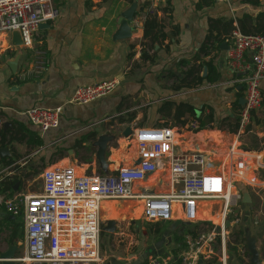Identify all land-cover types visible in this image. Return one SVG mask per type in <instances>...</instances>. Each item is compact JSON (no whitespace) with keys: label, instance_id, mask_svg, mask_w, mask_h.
I'll use <instances>...</instances> for the list:
<instances>
[{"label":"crops","instance_id":"crops-1","mask_svg":"<svg viewBox=\"0 0 264 264\" xmlns=\"http://www.w3.org/2000/svg\"><path fill=\"white\" fill-rule=\"evenodd\" d=\"M129 1L54 0L61 15L57 21L48 24V28L40 29V36L35 44L36 49L46 53L47 70L41 77L31 80L20 81L18 76L32 63L33 53L23 47L13 46L11 33L0 34V116L5 120V125L0 128V141L5 138L6 142L0 148L6 147L9 150V156L0 157V160L14 159V163L10 165L1 164L0 169H8V177L15 174L34 176V173H38L35 176L41 175L39 190L32 191L29 187L25 188V184L29 181L25 178L22 184L24 187L21 186L17 190L16 186L14 195L17 193L41 194L42 174L53 164L72 167L79 176L111 177L120 168L137 164L136 142L139 130L162 127H171L176 130L178 151L206 154L219 168L223 167L220 166L224 163L222 158L227 156L233 144L241 152L259 155L262 161L258 164L263 174L264 79L261 83L262 107L252 113L251 126L247 132L245 131L247 135L243 137V140L241 136L244 133L239 131L237 134L216 129L189 132L184 127L191 123L189 125L175 123V107L169 112L163 111V107L166 102H171L175 104L174 106L183 103L194 107L198 114L203 108L207 113L208 107H211L218 121L226 117H239L243 107L241 100L244 97V87L237 83L238 76L227 66L226 55L231 46L230 36L232 28L237 29L239 21L246 17L251 19L250 23L253 26L260 23L258 17L264 13V0H260L259 5L256 6L244 4V0H230L228 4H218L214 0H159L155 4L157 14L154 17L163 24L164 32L169 38L163 45L156 44L153 49L146 48L149 56L153 53L157 54L153 64L141 59L145 43L143 25L137 29L132 24L134 18L147 6L146 0H133V3ZM132 5L136 6V14L132 21L126 22L127 37L118 39L123 22L122 15ZM205 47L209 48L206 54L202 53ZM197 56L205 62L214 60V65L220 74L218 83L214 85L206 83L196 89H183L180 92L173 90V85L176 84L173 81H169V84L164 86V83L171 78L169 77L171 74L179 75L181 71L186 72L193 65L197 68L200 64L199 61L194 62ZM184 60L190 65L178 66ZM205 70L207 71L203 68V75ZM113 79L118 81V86L111 95L87 105L71 102L77 88ZM33 107L61 108L60 126L47 132L32 126L25 112ZM132 114L136 117L131 123L118 122V118L127 121ZM188 117L186 115L185 118ZM22 126L35 132L42 140L43 146L37 148L28 145V137L25 138L24 131L19 133L15 140L9 141L11 131L19 130ZM126 128L132 130V135L129 137L123 135ZM91 134L95 137H88ZM102 135L110 138L104 157L105 165L98 159V147L95 145ZM248 142L250 147L246 150L244 147L248 145ZM252 143H255V146H252ZM36 165H39L37 170L34 168ZM17 167L18 171H16ZM166 181V172H160L138 184L136 193L164 194L168 192ZM237 189L236 193L241 196L239 205L245 216L243 195L247 193L251 200V212L249 217L244 218V226H248L251 220L257 224L256 220L264 218V183L260 189L256 190L240 183ZM1 190L0 254L13 246L19 249L14 255L16 258L25 250L24 220L19 217L23 226V239L18 237L20 234L18 231V235L10 243L14 236V227L9 221H15L18 217L6 212L5 201L9 198H6ZM221 203L219 200L201 201L198 208L199 222L217 219L222 208ZM141 213L140 200H108L102 203L100 220L104 251H107L105 246L107 240H105L106 243L104 241L107 234L106 225L112 226V230L108 233L111 235L116 232L113 221L117 220L116 222H124L125 228H128L130 224L141 227L143 231L141 247L135 246L139 257L144 253L147 259L151 254L178 257L184 247L186 235L183 236L184 240L176 241L173 234L181 231V223L188 224L179 219L182 211L179 208L176 209L175 220L161 223L172 224L166 233L168 241L158 251L155 250L154 245L159 241L154 240L156 236L146 232L144 224L147 223L143 221ZM19 221L17 220L18 223ZM172 226H174L173 230H171ZM258 229L261 230L260 233L257 232ZM140 232L134 230L133 234L140 238ZM263 232L264 223L251 232L257 240L260 264H264V248L259 240ZM6 234H8L5 241L7 246L2 247L1 241ZM176 236L181 237L178 233ZM149 239H153V243L150 242V244ZM169 244H173V247L164 252L163 247ZM116 251L118 252L117 247ZM108 254L111 258L113 257V253ZM136 256H133L132 262L137 260ZM238 256L242 259L241 261L231 258L229 264H251L250 254L246 255L248 262H244L245 256L239 254ZM147 259L143 264H147ZM0 264L3 263L0 262Z\"/></svg>","mask_w":264,"mask_h":264},{"label":"built area","instance_id":"built-area-1","mask_svg":"<svg viewBox=\"0 0 264 264\" xmlns=\"http://www.w3.org/2000/svg\"><path fill=\"white\" fill-rule=\"evenodd\" d=\"M159 0H146L147 6L132 21L141 28L145 19L157 14ZM230 0H214L228 4ZM60 9L54 0H0V34L19 31L23 48L33 53L32 63L21 71L20 81L41 77L47 70L46 53L36 49L40 26L59 19ZM227 66L238 76L244 87L245 105L240 111L239 132L251 124L252 113L263 103L261 83L264 79V36L243 34L236 30L226 55ZM118 81L108 80L96 85L79 87L71 102L87 105L111 95ZM61 108L33 107L25 114L34 127L47 132L61 122ZM5 120L0 116V128ZM189 132H201L193 121L184 127ZM137 164L120 168L111 177L79 176L72 167L53 164L42 174V192L36 195L17 193L5 201V210L14 217H22L25 250L11 260L15 264H104L101 249L102 203L108 200H140L142 219L147 224H161L175 220L176 209L182 211L180 220L197 225L196 237L186 235L182 252L176 258L148 257L147 264H229L230 248L246 255L244 245L237 242L234 231L244 227L245 213L240 207L237 186L242 183L253 190L264 183V172L256 154L241 152L231 145L222 158L223 167H216L206 154L180 152L176 146V130L171 127L142 129L137 135ZM224 165H226L224 167ZM264 169V167L262 166ZM166 172V189L162 194H137L138 184ZM8 169H0L2 181ZM221 201L222 208L215 220L199 222L201 201ZM239 208V209H238ZM229 221L230 226H226Z\"/></svg>","mask_w":264,"mask_h":264},{"label":"trees","instance_id":"trees-1","mask_svg":"<svg viewBox=\"0 0 264 264\" xmlns=\"http://www.w3.org/2000/svg\"><path fill=\"white\" fill-rule=\"evenodd\" d=\"M211 1V0H209ZM260 0H244V4H251V5H259ZM129 3H133V0H130ZM258 20L260 23L256 24L253 26L250 22L251 19H248L247 17L239 21V27L237 29L232 28V33L236 30L240 31L243 34L249 35V34H260L264 36V13L261 14L258 17ZM232 26V22L230 23ZM143 32H144V47H143V52L141 54V59L145 61H149L151 64H153L156 60V53H153L152 56L148 55V52L146 51V48L148 47L149 49H153L154 45H163L165 41L168 40V36L164 32V26L163 24L156 18V17H148L145 19L143 23ZM231 33V36H232ZM175 35V33H173ZM230 36V39H231ZM211 40V39H210ZM209 40V41H210ZM212 47V46H211ZM209 48L205 47L202 49V53H207ZM199 61L200 64L196 68L195 65L190 66L186 72L181 71L179 75L171 74L170 77L175 81L176 84L173 85V90L176 92H180L183 89H196L198 87H201L204 84H210L214 85L219 82L220 80V74L217 70V67L214 65V60H210L208 62L201 61L199 57L194 60V62ZM182 67H188L190 63L188 61H181L178 66ZM203 68L207 69V75L206 77H202L203 75ZM175 104L171 102H166L165 107H163V111H171L173 107H175V115H174V120L176 124L180 125H189L193 121H197L199 123V128L200 130H221V131H229L232 134H237L240 128V117L237 118H230L226 117L222 121H218L215 117L214 111L212 110L211 107H208L209 111L205 113V108L200 111V114L197 113V110L186 104H178L174 106ZM121 107L119 108L120 111ZM186 115L189 117L186 119ZM135 114H132L129 116L128 120H123L122 118H118L119 123H131L135 119ZM23 127V128H22ZM19 130H14L11 131V136L9 141L15 140L17 138V135L24 131L26 133V137H28V145L35 146L37 148L43 146V142L40 139V137L30 129H28L25 126H22ZM249 129V128H248ZM88 137L92 138L95 137L94 134L89 135ZM86 137V138H88ZM24 138V137H23ZM24 138V139H25ZM5 142V138H3L0 141V146H3ZM14 163V159L6 160V159H1L0 160V165L5 164V165H10ZM19 168H16V171H18ZM31 174H27L26 176L24 175H14V176H5L2 181V190L1 192L6 195V198H11L14 193H15V187L17 186V190H19L23 184V179L28 178ZM33 175H38V173H34ZM18 221L21 220V218H16ZM17 220L9 221L10 224L13 225L14 227V236L11 238L10 243L14 241L16 236L18 235V231L20 232L19 238L23 239V226L22 223H18ZM172 224V223H170ZM170 224H148L151 230V233L149 235L151 236H156L154 239L155 241H160L163 239L164 235L167 233ZM177 225V224H176ZM180 227L183 231L181 237L176 236V233L173 234V238L176 241L179 240H184V235H191L193 238L196 237V228L197 225H191V224H184L181 223ZM246 230L245 228L239 229L237 231H234V234L238 238V243L244 245V248L246 249L245 246V240H246ZM146 232L148 233L147 229ZM258 233L261 232L260 229L257 230ZM112 235V234H111ZM110 234H106L104 241L107 240L106 249L109 247L111 244V236ZM186 237V236H185ZM118 243V238L115 240V245L113 249V254L117 253L116 247ZM231 251V258L232 260L235 259V261H241L242 259L238 256L236 252V248H230ZM138 249L135 247L133 249V254H137ZM177 255V253H175ZM246 255L249 256V252L246 249ZM234 264V263H231Z\"/></svg>","mask_w":264,"mask_h":264},{"label":"rangeland","instance_id":"rangeland-1","mask_svg":"<svg viewBox=\"0 0 264 264\" xmlns=\"http://www.w3.org/2000/svg\"><path fill=\"white\" fill-rule=\"evenodd\" d=\"M169 79H171V78H169ZM169 79L164 83V86H166V84L169 81L175 82L174 80H172V79L169 80ZM250 126H251V124L248 126L249 129H250ZM249 129H247V130H249ZM247 130H246V132H247ZM246 132L244 131V135L241 136V140H243V137L247 135ZM252 146H255V143H252ZM257 146L259 147L258 144H257ZM245 147H244V149L247 150L248 147H250V142H248V145L247 146L245 145ZM37 167H39V165H36V167H34L35 170H37L36 169ZM34 176H29L28 177L29 181H28L27 184H25V188L26 187H29L30 190L37 191V190L40 189V185H41V175L40 176H35V177ZM22 187H24V185ZM21 194L24 195L25 193H21ZM34 194L36 195V193H34ZM116 221H113L114 222V225H115L116 232L115 233L113 232V234L110 236V238H111V244L107 248V251H104L105 248L103 247V237L101 236L102 254H103L104 258H105V263L104 264H131L132 259H133V256L138 255V254H133L134 247L135 246L141 247L140 243H141V238L143 237V231H141V227L140 226L138 227L137 224H130L128 228H125V223L124 222L122 223V222H116ZM256 221H257V224L254 223L253 220H251L250 223L248 224V226H244L242 228L248 229L250 232H252L258 226L263 225L264 218L261 219V220L258 219ZM113 222H110V223H113ZM144 226L147 229L148 233H151V230H150L149 225L144 224ZM134 230H139V232L141 231L140 232V238L136 234L134 236V234H133ZM181 231H182V229H181ZM181 231H178V232L176 231V233L180 234V236H181L182 235L181 234L182 233ZM7 236H8V234H6L5 236H3V238H2V241H1L2 247H6L7 246V244L5 242L7 240ZM117 238H118V243H117V250H118V252L117 253H114L113 254V257L111 258L108 253H113L114 252L113 249H114V245H115V240ZM259 240H260V244H261L262 248H264V232H263V235H262L261 239H259ZM150 242L153 243V239H149V243ZM237 242H238V240H237ZM171 247H173V244L166 245V246L163 247V251L165 252V251L169 250ZM21 253H20V255H21ZM18 257H16V258H18ZM138 258H139V255L136 256L135 259H138ZM246 258L247 257L245 255V258H244L245 261L244 262H248L249 261V259H246Z\"/></svg>","mask_w":264,"mask_h":264},{"label":"water","instance_id":"water-1","mask_svg":"<svg viewBox=\"0 0 264 264\" xmlns=\"http://www.w3.org/2000/svg\"><path fill=\"white\" fill-rule=\"evenodd\" d=\"M136 14V6L132 5L129 10H127L123 15H122V26L120 28V32L118 35V39H123L127 37L126 31H127V26L126 22L127 21H132L133 16ZM48 24H43L40 26V29H45L48 28ZM12 36V45L15 47H22L23 42L21 38V33L19 31H13L11 33ZM228 49V47H227ZM207 74V71L205 70V73L203 77L205 78ZM246 101L242 98L241 104L244 106ZM124 137H129L132 135V130L130 128H126V130L123 133ZM110 138L107 135H102L99 137V139L95 142V145L98 147V159L102 164H104V157H105V152L107 148V144L109 142ZM9 156V150L6 147H1L0 148V157H7ZM105 165V164H104ZM242 204L244 205V211L246 212V216L249 217L250 212H251V200L250 196L246 193L243 195L242 199ZM226 226L229 227L230 223L229 221L226 222ZM174 229V226L171 227V230ZM168 241V234L165 235V239H162L161 241L157 242L154 245V248L156 251L160 250L162 245H164ZM257 240L255 236H252L251 232L249 230H246V240H245V246L247 248V251L250 254V263L251 264H260L259 260V252L257 250ZM17 251V247H10V250L0 254V262L3 264H13L11 262L12 259H14V255ZM147 259V255L144 253L142 256H140L137 260H134L131 264H143Z\"/></svg>","mask_w":264,"mask_h":264},{"label":"bare ground","instance_id":"bare-ground-1","mask_svg":"<svg viewBox=\"0 0 264 264\" xmlns=\"http://www.w3.org/2000/svg\"><path fill=\"white\" fill-rule=\"evenodd\" d=\"M226 165H224V167H225ZM106 230H107V233H110V231L112 230V226L110 225V224H107L106 225ZM105 243H106V241H105Z\"/></svg>","mask_w":264,"mask_h":264}]
</instances>
